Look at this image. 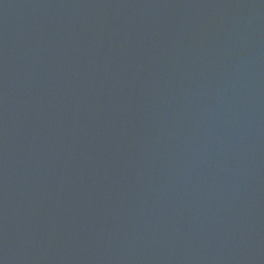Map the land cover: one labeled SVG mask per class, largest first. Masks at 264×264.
<instances>
[{
	"label": "water",
	"instance_id": "obj_1",
	"mask_svg": "<svg viewBox=\"0 0 264 264\" xmlns=\"http://www.w3.org/2000/svg\"><path fill=\"white\" fill-rule=\"evenodd\" d=\"M0 264H264V0H0Z\"/></svg>",
	"mask_w": 264,
	"mask_h": 264
}]
</instances>
